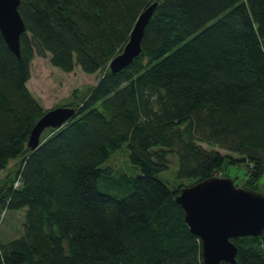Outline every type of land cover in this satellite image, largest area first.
<instances>
[{"label": "trees", "instance_id": "1", "mask_svg": "<svg viewBox=\"0 0 264 264\" xmlns=\"http://www.w3.org/2000/svg\"><path fill=\"white\" fill-rule=\"evenodd\" d=\"M154 1L21 0L20 56L0 30V228L24 209L21 233L0 235V264H204L175 199L187 184L159 176L173 152L190 183L245 163L242 186L264 193V0H157L140 54L112 72ZM47 52L100 77L73 91L63 105L76 114L32 150L48 108L28 80ZM125 143L141 173L121 175L120 195L102 191L101 164ZM232 240L236 264H264V232Z\"/></svg>", "mask_w": 264, "mask_h": 264}, {"label": "water", "instance_id": "2", "mask_svg": "<svg viewBox=\"0 0 264 264\" xmlns=\"http://www.w3.org/2000/svg\"><path fill=\"white\" fill-rule=\"evenodd\" d=\"M20 3L21 0H0V30L18 56L21 34L27 30ZM157 4L155 0L138 15L122 51L109 62L112 72L120 71L140 54L145 27ZM75 114L76 108L70 105L47 109L33 126L28 146L36 149L45 128L60 127ZM175 199L184 209L190 230L201 238L204 264H236L238 248L232 238L264 232V193L239 186L229 176L215 174L184 185Z\"/></svg>", "mask_w": 264, "mask_h": 264}, {"label": "rangeland", "instance_id": "3", "mask_svg": "<svg viewBox=\"0 0 264 264\" xmlns=\"http://www.w3.org/2000/svg\"><path fill=\"white\" fill-rule=\"evenodd\" d=\"M99 75V72H86L79 65H76L72 71H65L52 64L49 52L45 55L36 53L32 62L28 86L45 108H51L68 103L72 99L74 90L78 91V94L81 95L84 89L97 82L100 77ZM202 143L206 145V143ZM215 147L221 151H225L223 147L217 145ZM129 154L130 148L125 143L109 159L101 164L103 171L99 178L98 186L102 191L120 195L124 193L121 175L135 176L141 173L140 167L130 161ZM178 170V156L173 152L169 154L168 167L161 170L159 176L170 187H174L180 183L189 184L192 181V177H181L178 174ZM247 170L245 163L230 165L227 169V175L234 179L237 185L242 186L247 177ZM3 171L0 174H4ZM216 175L224 176L223 171L216 172ZM263 183L264 176L260 180V184ZM23 221L24 209L16 211L7 210L0 228L1 239L7 241L18 236L22 231Z\"/></svg>", "mask_w": 264, "mask_h": 264}, {"label": "crops", "instance_id": "4", "mask_svg": "<svg viewBox=\"0 0 264 264\" xmlns=\"http://www.w3.org/2000/svg\"><path fill=\"white\" fill-rule=\"evenodd\" d=\"M34 61V58H33V60H32V62ZM32 62H31V68H32Z\"/></svg>", "mask_w": 264, "mask_h": 264}]
</instances>
